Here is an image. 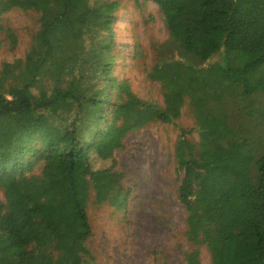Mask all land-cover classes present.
<instances>
[{"label":"trees","instance_id":"trees-1","mask_svg":"<svg viewBox=\"0 0 264 264\" xmlns=\"http://www.w3.org/2000/svg\"><path fill=\"white\" fill-rule=\"evenodd\" d=\"M149 1L169 34L160 52H176L148 74L162 106L111 78L117 3L0 0V17L39 15L23 60L0 67V264H91L90 193L117 208L129 196L122 174L90 162L99 145L122 147L121 105L164 124L188 106L195 127L175 148L185 237L210 264H264V0ZM197 248L185 264H202Z\"/></svg>","mask_w":264,"mask_h":264},{"label":"rangeland","instance_id":"rangeland-1","mask_svg":"<svg viewBox=\"0 0 264 264\" xmlns=\"http://www.w3.org/2000/svg\"><path fill=\"white\" fill-rule=\"evenodd\" d=\"M90 2L95 7L103 2L117 3L107 61L115 84L126 81L139 99L162 106L164 90L148 78L153 65L173 53L160 52L169 41V34L159 8L149 0ZM38 19L36 12L18 8L1 15L0 67L3 62L23 60L38 31ZM115 92L111 91L110 99L115 100ZM117 114L122 116L116 124L123 135L122 147L115 150L99 145L90 162L93 170L112 168L122 174L129 196L117 208L95 205L93 192L90 193L86 212L91 236L85 245L93 257L91 264H185V254L197 247L185 237L186 212L179 203L185 178L177 167L175 148L180 129H194V119L187 105L171 124L143 123V110L131 106H119ZM190 139L197 142L195 132ZM3 203L0 191V205ZM205 249L197 248L199 258L202 264H210Z\"/></svg>","mask_w":264,"mask_h":264}]
</instances>
